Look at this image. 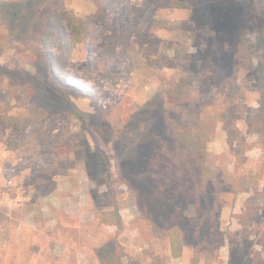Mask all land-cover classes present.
I'll return each mask as SVG.
<instances>
[{
	"label": "rangeland",
	"instance_id": "obj_1",
	"mask_svg": "<svg viewBox=\"0 0 264 264\" xmlns=\"http://www.w3.org/2000/svg\"><path fill=\"white\" fill-rule=\"evenodd\" d=\"M180 1L0 0V264H264V34L223 42L211 28L219 2ZM7 2L24 10L7 17ZM237 2L264 15V0ZM68 10L84 20L76 41ZM43 61L54 92L40 86ZM150 100L158 115L188 101L218 112L206 160L223 201L197 263L189 241L171 256L117 172L133 178L140 148L161 140L147 133ZM235 172L258 182L248 218L253 190L223 180ZM115 209L117 224L105 215Z\"/></svg>",
	"mask_w": 264,
	"mask_h": 264
},
{
	"label": "trees",
	"instance_id": "obj_2",
	"mask_svg": "<svg viewBox=\"0 0 264 264\" xmlns=\"http://www.w3.org/2000/svg\"><path fill=\"white\" fill-rule=\"evenodd\" d=\"M164 1H169V5L173 7L186 6L180 0H157L159 4H163ZM216 1L220 5L218 3L214 5L216 10H213L212 14L217 22L214 23L212 20V25L209 22L201 23L200 33L204 25L209 23L213 33L219 34L223 42L237 44L243 39L242 35L246 29L254 28L264 34V15L258 14L259 11L243 6L237 0H211L213 3ZM1 7L7 17H14L16 11L24 10L23 6L11 2L4 3ZM101 10L100 5L95 17L100 16ZM66 14L74 41L81 39L84 20L77 17L73 10H68ZM178 57L181 65L189 69L191 55L179 50ZM260 66L262 65L258 64L253 68L260 71ZM41 68L40 86L47 92L48 90L54 92L57 83L47 63L43 61ZM67 89L72 91L76 88ZM153 106L150 100L142 105L141 109H150L148 113L153 123L152 129L147 133L151 136L160 135V142L155 143L152 141L153 138L149 137L150 140L140 148L137 154L142 164L134 168L133 178H125L121 170L117 172L121 179L132 186L139 213L149 219L153 232L168 238L171 256L180 257L184 243L189 241L194 245L192 261L197 263L209 244L207 222L210 220L214 223L219 205L223 201L218 192L209 188L210 183L221 174L220 170L208 165L206 160L207 143L214 136L218 112L212 116H202L200 106L194 101L163 108L160 115L154 112ZM234 131L238 132L236 128ZM223 180L234 192L242 188L253 190V194L244 202V212L238 216L248 218L254 215L260 196L257 190L258 182L254 176L249 173L241 179L235 172L232 175L224 174ZM240 182L243 185L241 187ZM107 214L114 219L115 224L120 222L117 209L110 210V213L105 212L106 216ZM155 264L166 263L160 261Z\"/></svg>",
	"mask_w": 264,
	"mask_h": 264
}]
</instances>
